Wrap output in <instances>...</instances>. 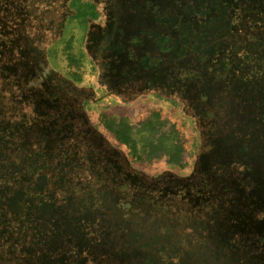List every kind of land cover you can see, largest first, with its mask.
<instances>
[{
    "label": "rangeland",
    "instance_id": "374dc122",
    "mask_svg": "<svg viewBox=\"0 0 264 264\" xmlns=\"http://www.w3.org/2000/svg\"><path fill=\"white\" fill-rule=\"evenodd\" d=\"M62 1L41 14L49 44L27 43L32 36L19 33L0 49V103L8 102L9 85L18 89L10 98L20 106L12 116L2 107L9 123H0V182L13 185L0 189V201L9 192L15 199L28 193L18 210L0 213V264H240L235 248H227L230 238L239 254L259 255L255 264H264V235L255 233L264 221L254 218L264 211V144L254 143L262 148L253 151V145L252 155L239 154L246 161L231 163L242 180L230 193L223 190L222 168L212 167L215 199L203 201L202 212L209 227L219 222L215 230L201 231V211L192 210L206 200L205 187L181 186L201 166L202 135L191 113H212L195 97L213 105L215 92L231 83L264 91V0H246V6L241 0H131L112 14H121L119 21L109 22L103 4L74 0L69 17L68 0ZM231 47L256 69L231 59ZM222 93L228 103L218 104L226 112L217 120L228 125L236 118L231 104L251 98ZM154 120L161 125L146 131ZM209 121H199L203 134ZM119 123L130 129V146L108 130ZM12 126L18 129L11 135ZM169 137L181 150L177 165L155 149ZM217 137L232 142L224 131ZM226 148L217 152L233 158L236 147ZM254 157L262 163L253 169L259 178L251 171ZM216 232L226 243H212ZM57 239L64 247L58 254L50 244Z\"/></svg>",
    "mask_w": 264,
    "mask_h": 264
},
{
    "label": "trees",
    "instance_id": "16d2710c",
    "mask_svg": "<svg viewBox=\"0 0 264 264\" xmlns=\"http://www.w3.org/2000/svg\"><path fill=\"white\" fill-rule=\"evenodd\" d=\"M89 1L91 2V3L90 2L89 3L92 6H94V5H98L99 6L100 4H103L101 10L103 12H108L106 14V18H107V22H109L110 20L112 21L114 19L119 21V17L121 16V14L118 15V16L112 15V14L116 13L117 7L119 8V6H121V5H125L127 3H130L131 0H89ZM51 2H53V0H0V41H1L0 49L6 48L8 43H10V41L12 40V38L16 37L19 33L22 34V35L25 33L24 35H31L32 36V37L30 36L32 38V40H30V39L27 40V43L33 42V40H34L36 42V44H38L39 46L42 43L43 44H47L48 43V31H47L46 27L41 26L42 24L40 22V19L42 18L41 14H44V12L46 11L45 9L48 8V6H49V4ZM58 2H60V0H58ZM62 2L64 3V1H62ZM66 2L67 3L64 5V8H69V10H67V12H66V15L70 17L71 14H72L71 13L72 10L70 8L74 7V3H73L74 0H68ZM240 2L244 6H246V0H241ZM114 8H115V10H114ZM186 9H187L186 11H190V8L186 7ZM256 9H257V7L255 8V10ZM24 12H25V14H24ZM119 12H120V10H119ZM148 14L154 20V18H156L158 13L154 10L153 12H150ZM66 15H65V18H66ZM77 15H81V14L77 13ZM95 17H97V16L95 15ZM22 18H24V19H22ZM175 19H176V17L172 16L171 20L175 21ZM106 23H105V25H106ZM134 26L136 28H138L135 24H134ZM241 28L242 27H240V26L239 27L235 26V30L238 33H241ZM189 41H191L190 38H189ZM262 42L264 43V40ZM231 49L229 48L228 51H227V54H232L231 59H235L234 57H236L237 58V60H236L237 63L239 62L243 66L244 65H248V66L250 65L251 69H254V70L256 69L254 67L255 63H252V61H254L253 59H248L247 56H243L242 53H240L239 55H235V51H233L234 48L231 47ZM41 52L43 53V49L41 50ZM33 56H36V55H33ZM41 56H42V54H41ZM251 57L255 58L256 54L252 53ZM32 58H34V57H32ZM94 58L96 59V56H94ZM240 69H244V67L240 68ZM259 69H260V67H259ZM261 70H264V68H261ZM220 77H221V75L214 76V78H216V79H219ZM223 78H224V75H223ZM240 79H245L244 75L243 76H242V74L239 75L238 80H240ZM138 80L139 79H137V81ZM8 86L9 85H5L4 88H5V90L9 89L10 91H7V92L3 91V94L6 95L5 97L9 98V100L6 103L3 102V101L0 103V116L3 115V117H4V119H3V117H0V123H5V122L9 123L8 122V118L5 116V112L6 111H4V109L2 107L7 108V112H10L11 116L14 114L13 113L14 110H16L18 107L20 108L19 104H17L14 99L10 98V95L13 96L12 94L15 91H17L18 89L15 88V87H13V89H12L11 86L10 87H8ZM226 86H227L226 88H222V89H220V90L215 92V95H217V100L216 101H218L217 102L218 104H221V105L227 104V101L224 100V95L222 93L224 91L228 93V92H231L230 90H232V92L234 94H238L239 96H242V94H243L242 91H240V92L234 91V87L232 86V84H227ZM25 88H27V90H25ZM0 89H3V88H0ZM19 89H21L23 91L25 90V92L28 91V87L25 86L23 83H21V87ZM197 93H199V91ZM245 94L247 96L250 95L249 96V98H251L250 103H248V104H245V103L244 104H238V103L235 104L232 107L231 113L236 116L235 119H237V120H235V119L232 120L227 126V128H229V130H231V131H233L235 133L234 134L235 136H239V134L242 131V128L240 127L239 124H240V121H241L240 119L243 118V117H247V119H251L254 122L257 121L262 126H264V91H262V90L259 91V90H256V89L255 90H249V91L246 90ZM198 99L203 101L205 98L202 99V97L200 96ZM204 102H205V100H204ZM2 103H4V104H2ZM207 104H208V102L206 101V105ZM221 105H218V106H221ZM24 107L26 109V108H30L31 106L30 105H24ZM234 109H236V110H234ZM24 112L26 113L25 110H24ZM225 112H226V110H225ZM191 116L194 118L196 124L198 125V128H199V121L202 120L203 123L206 124L204 122V119L208 118V119H210V122H211V119H212V117H210L209 115L205 116L204 113H202L200 115H196L194 113H191ZM224 124L227 125L226 122H224ZM160 125H161V123H159L157 120H154V121L148 122L146 124L145 128H146V131H151L152 132L153 130H156ZM238 125H239V127H238ZM7 128H8V130H7L8 133L11 134V135L13 134L14 131H16L18 129V128H14L13 126L12 127H7ZM113 128H114L113 125H109L108 130L110 132L114 133V137L118 141V143L122 144V145L130 146L131 145V139H130V136H129L130 129L128 127L124 126L123 123H121V124L119 123L118 125H116V129L112 131ZM26 139L27 140H25L22 143V145L20 146V148L22 150H24V151L26 150V148H23V146L25 144L30 145L31 142H32L33 137L30 136V137H28ZM168 139H165V142H162V141H159V143L157 142V146H155L156 147L155 149L162 150L165 154H167L169 156L170 161L172 163L176 162V165H177L179 163L180 159H181L180 158L181 150L177 146L176 147L173 146V144H172V139L173 138L169 137ZM217 139L218 138L215 139V144L219 141ZM207 140H208L207 137H205L204 134H203V142H204V144H205V142ZM203 142H202V144H203ZM0 146H2L4 148L5 147V143L3 142V145H0ZM133 146L134 145H132L131 147L133 148ZM227 146H236V145H233L231 142H229V140L227 141L225 138H223L221 140V142L217 144L216 147L219 150L220 147L221 148H226ZM133 151H134V149H133ZM171 152H173V154H171ZM222 152L225 153L224 151H222ZM220 154H222V153L220 152ZM203 156H205V154L201 155V157H203ZM221 157H222V159L224 158L222 155H221ZM225 159L227 160V158H224V160ZM222 163H224V162H222ZM195 172H196V170L193 172V174H195ZM226 173H227V171H225V174ZM6 181L7 182L4 185L1 184V182H0V187H1L0 189H3L6 185H8V186L13 185V183L11 181H9L8 179ZM101 184H104V183L101 182ZM96 188L98 189V186H96ZM207 189H208V187H205V191L206 192H207ZM224 189H225V191L229 190L227 188V186ZM0 191H1L0 194L3 195L4 190H0ZM10 193L11 192H9L7 194V197H2V201H0V213H2V212L10 213L11 211L18 210L20 208V201L21 200L23 201L27 197V194H28L27 192H24L22 190V191L19 192V194H17V198L15 199V198L11 197L12 195H10ZM8 195H10V196H8ZM200 209H201V206H199V210ZM206 214L207 213L204 211V212H201V216H200V218L203 219L201 221V223H200V228H201V231L203 230V232L209 231V230L211 231V230L215 229V228L209 227L211 221L207 220V218H209V215L206 216ZM263 220H264V218L260 216L258 218V220H256V223L257 224L262 223ZM216 222H217V220H214L213 223L211 224V226L213 227V225H215ZM26 225L27 226H29V225L32 226V224H30V223H28ZM15 228H16V230H15V233H16L20 229H22V225L18 224V225L15 226ZM218 235H220V234H218ZM217 237L218 236L216 235L214 238L216 239ZM233 243L234 242H232L231 245L235 249H232V251L237 253L236 255L239 258V260H241V263L244 262V261L247 262L246 257L238 253L239 251L237 249V246H235ZM50 244L53 245L52 251L56 252V250H57V254L62 250V248H64L63 247V242H62L61 239L53 240V243H50ZM39 251H40V248L37 247V249L34 251V253L37 252V254H38ZM37 263H38V260H36V264ZM129 263H131V262H129ZM31 264H35V263L31 262ZM38 264H41V262L38 263ZM179 264H182V262H180ZM251 264H253V263H251Z\"/></svg>",
    "mask_w": 264,
    "mask_h": 264
},
{
    "label": "flooded vegetation",
    "instance_id": "af4514ba",
    "mask_svg": "<svg viewBox=\"0 0 264 264\" xmlns=\"http://www.w3.org/2000/svg\"><path fill=\"white\" fill-rule=\"evenodd\" d=\"M241 81V80H240ZM240 81L238 82V84H240ZM246 81H249V80H247V78H246ZM250 82V84H252V82L251 81H249ZM232 84V86L234 87V91H236V92H240V91H242L243 92V95L244 96H247L245 93H246V90L244 91V90H242V89H240V88H238V86H237V84H235V83H231ZM235 84V85H234ZM142 91H144V90H146V88L145 87H143L142 89H141ZM148 90L150 91V90H152V89H150V88H148ZM231 92H228V93H231V94H233V95H236V96H239L238 94H234L233 92H232V90H230ZM146 92H148V91H146ZM212 95V94H211ZM195 96H196V94H195ZM240 97H242V96H240ZM248 98H249V96H247ZM199 98V96H196L195 97V103H200L201 105H203L206 109H208V111L210 110V112H212L209 116L210 117H212V119H211V122L209 121V127H208V132H207V134H204V136L205 137H207V141L205 142V144H204V142H203V132H202V130H203V127L201 128L200 127V124H199V130L201 131V144H202V142H203V144L201 145V152H200V155H199V163L201 164V166L199 167V168H195V170H196V172H195V174H192L191 176H189V178L188 179H186V180H184V184H181V186H182V188H184V187H186L187 186V184H188V186H190V188H196V190L198 189V188H200V187H208L209 189H207V192L205 191V189L204 190H202V189H200V191L202 192V191H204L205 192V194H204V197L206 198V200H202L201 202H199L198 201V203L197 204H195V206H192V210H196L197 212H199V211H201L202 212V208H203V206H202V204H203V201H205V203H208L209 201H212V200H214L215 199V197H214V193H216V191H215V186H212V184H213V177H211V169H212V167L214 166V165H219L220 166V168H222L221 169V175H222V181H221V183H223V185H224V188L227 186V188L229 189V190H227V191H229V193L230 192H232V189H233V185L236 183V182H238V181H241L242 180V176H240V174L235 170V168L233 169V167H232V164H235V163H237V161H239V160H244V161H246V159H244V158H242V157H240V153L241 152H245V154L247 155V154H249V155H252V154H250V150H251V148L253 147V145H254V143L257 145V144H259V143H262V144H264V126H262L260 123H258L257 121L256 122H254L253 120H251V119H247V117H243V118H241L239 121H240V127L242 128V131H241V133L239 134V136H235L234 134V132L233 131H231V130H229V128H227V126L228 125H225L224 124V121H221V120H217V118L218 117H223L224 115V113H225V110H221V108L219 109V108H217L218 107V101H216L217 100V95H215V101H216V103L215 104H207L206 105V100H207V98L205 97V102H204V100L203 101H201L200 99H198ZM203 99V98H202ZM228 103V102H227ZM250 103V102H249ZM244 104V103H243ZM245 104H248V103H245ZM232 105V107L235 105V104H231ZM205 116H208V114L206 113L205 114ZM209 117V118H210ZM214 117V118H213ZM238 121V122H239ZM227 122V121H226ZM253 122V123H252ZM244 123V124H243ZM206 125V124H205ZM239 125H238V127H239ZM220 131H224V132H226V133H228V135H229V138L231 139V143L233 144V145H236V146H233V147H236L235 149H236V155H234L233 156V158H227V160L225 159H222V158H220L221 156L219 155V153H217V151H225V150H227L226 148H219V150H218V148L216 147L217 146V144L218 143H216L215 144V139L216 138H218L217 136L219 135V132ZM237 133V132H236ZM255 137V140L253 141V143H251L250 142V140L251 139H253ZM242 138L244 139V141H242ZM217 140H219V138L217 139ZM233 140H235V141H233ZM230 142V141H229ZM219 143H220V141H219ZM256 145H254V150L253 151H255V150H259L260 148H262L261 147V145H259L258 147L256 146ZM264 148V147H263ZM208 151H207V150ZM225 149V150H224ZM204 150H206L205 152H204ZM208 153H210L211 155H209ZM253 154H254V156H256V154H255V152H252ZM202 154H205V156H203V157H201V155ZM248 156V155H247ZM254 158H256L257 159V162H255L256 164H252V165H250L251 166V171H252V173H253V178H256V177H258L259 178V175L258 174H256V176H254L255 174H254V171H253V169H254V167L257 165V163H258V161H259V159L260 158H257V157H254ZM253 158V159H254ZM255 161V160H254ZM222 162H224V163H222ZM260 162V161H259ZM232 163V164H231ZM262 163L260 162L259 163V165H261ZM263 166H264V164H262ZM231 166V167H230ZM228 167V168H227ZM227 168V169H226ZM194 170V171H195ZM193 171V172H194ZM225 171H227V173L225 174ZM200 173V174H199ZM220 174V173H219ZM239 174V175H238ZM202 175V176H201ZM213 176V175H212ZM231 176V177H230ZM234 176V177H233ZM224 178V179H223ZM262 178L264 179V175L262 176ZM210 180V181H209ZM201 185V186H200ZM224 191H225V189H223ZM223 190H220V192L222 193L223 192ZM199 191V190H198ZM218 191H219V189H218ZM174 195H176V196H178V199H182V193H179V194H174ZM179 202H181V201H179ZM199 206H201V209L199 210ZM206 205H204V207H205ZM196 212V213H197ZM205 214V213H204ZM198 215H199V213H198ZM201 215V214H200ZM208 214H206V216H207ZM257 215V214H256ZM263 217L264 218V211L260 214V215H257V216H254V218H259V217ZM198 217H200V216H198ZM210 217V216H209ZM207 220H209V218H207ZM264 221V220H263ZM258 225H261V223H259ZM217 227H219V222L217 221L216 222V227H215V229L217 228ZM243 228V227H242ZM263 229H261V231H258V232H255V233H257V234H261V235H264V226L262 227ZM214 229V230H215ZM244 229V228H243ZM242 233H245V230H242ZM218 236L216 239L214 238L215 236ZM212 236H213V240H212V243H213V241H214V244L216 245V246H218V245H220L222 242H225L224 240L222 241V242H220L221 241V239H220V237L221 236H219L218 235V232H216L214 235L212 234ZM201 238V237H200ZM204 239H206V237H204ZM206 240H208V239H206ZM232 239L230 238L229 239V241L227 242V248H229L230 246H231V248H233L232 247V245H231V243H232V241H231ZM176 242H178V237L176 236ZM211 243V244H212ZM226 243V242H225ZM234 245H235V242L233 243ZM176 245H177V243H176ZM207 245H209V244H207ZM206 245V246H207ZM225 245V246H226ZM236 246V245H235ZM223 248H225L224 247V244H223ZM228 252V251H227ZM257 256H259V255H256L255 257L254 256H250L249 258H246L247 259V262H242L241 263V261H240V264H251V263H253V264H255V262L257 261ZM181 261H183V260H181Z\"/></svg>",
    "mask_w": 264,
    "mask_h": 264
}]
</instances>
